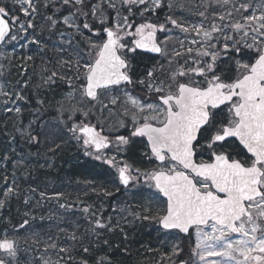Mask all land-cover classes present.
<instances>
[{
	"label": "snow or ice",
	"instance_id": "1",
	"mask_svg": "<svg viewBox=\"0 0 264 264\" xmlns=\"http://www.w3.org/2000/svg\"><path fill=\"white\" fill-rule=\"evenodd\" d=\"M14 2L24 20L16 14L17 9L6 7V0H0V44L16 41L20 33L27 34L33 27L32 16L37 10L33 0ZM222 2L228 4L230 0ZM103 3L115 10L110 26ZM162 4L163 0H120L118 8L113 0H101L89 7L92 17L99 21V27L93 29L87 22L89 12L84 11L85 0H62V7L71 6L68 15L62 18L63 24L77 32L89 30L100 38L87 40L88 52L83 62L80 58L64 62L74 64L76 79L81 81L78 88L81 96L99 102L101 90L111 92L134 82L145 86L143 99L121 89L125 105L122 116L131 124L127 136L115 135L110 139L102 126L98 128L83 122L73 123L69 131L82 141L86 150L94 149L98 153L95 159H105V163L116 169L120 184L128 186L143 178L145 184L166 198L163 208H158L155 215H144L143 219L155 220L167 231L188 234L194 230L192 252L198 261L193 260L191 264H264V10L259 15L254 10L243 17V23L230 26L231 31L239 35L238 39L226 35L215 22L209 28L203 23L186 26L167 16L166 23L182 33L194 32L199 39H192L191 44L198 47H185L180 41L183 51L172 53L169 65L176 63L177 67L168 72L166 79L158 80L163 66L158 69L154 65L146 70L144 78L134 81L132 59L138 50L167 55L157 41V32L167 33L171 29L145 16ZM123 7L127 8V15H122ZM134 7L139 11L134 13ZM249 7L240 5L245 11ZM73 8L75 11L71 10ZM257 8L264 9V0H260ZM77 13L85 18L82 27L77 22ZM199 15L204 16V13ZM137 16L143 22L137 23ZM226 16L230 17L231 13L221 14L219 20L224 21ZM47 19L53 27L58 23L51 16ZM221 37L222 47H217ZM170 38L166 35L164 43ZM30 42L39 43L35 38ZM177 57L187 58L179 63ZM222 58L228 60L227 66L219 65ZM56 75L53 72L48 82H54ZM67 82L72 83L70 79ZM74 92L67 98L71 99ZM0 95L11 100L13 94L4 91L0 84ZM15 99L25 101L27 98L17 93ZM119 100V96H113L109 102L115 106ZM75 110L81 111L85 118L89 115L82 109ZM6 111L11 112L13 108ZM14 111L19 114L21 108L15 107ZM118 126L127 127L124 120L118 121ZM133 138H146L147 151L143 155L154 159L156 167L142 172L127 161H117L115 156L104 158L105 149L114 144L119 154ZM87 154L93 155V152ZM15 194L13 187H7L0 208ZM62 195L55 194L57 198ZM83 211L87 213L89 209ZM145 211L151 213L152 210L146 208ZM135 215L139 218L138 213ZM28 223L24 220L20 227ZM96 224L106 226L99 220ZM71 238L75 240V234ZM47 247L55 249L57 244L53 241ZM18 248V238L9 237L5 230L0 239V253L8 259L0 258V264H16ZM60 251L68 249L60 248ZM83 251L87 253L89 249ZM173 253L178 254L176 246ZM213 257L218 259H209ZM104 259L101 258L99 264H104ZM44 264L49 262L45 260ZM80 264H88V261L81 259ZM181 264H189V261H181Z\"/></svg>",
	"mask_w": 264,
	"mask_h": 264
},
{
	"label": "trees",
	"instance_id": "2",
	"mask_svg": "<svg viewBox=\"0 0 264 264\" xmlns=\"http://www.w3.org/2000/svg\"><path fill=\"white\" fill-rule=\"evenodd\" d=\"M99 1L85 0L84 11L89 12L90 5ZM114 2L119 8L120 0ZM258 2L259 0H240L236 3L239 6L241 23L244 22L243 17L250 15ZM241 4H248L250 7L245 11L240 8ZM187 5L186 0H163L158 11L145 13V16L153 23H165L169 26L171 24L166 23L167 16L178 22L187 19ZM112 10L107 6L105 15H109ZM138 11V8H133L134 13ZM93 19L89 12L87 22L96 24L98 28L99 21ZM78 21L82 26L85 18L80 16ZM136 22L143 20L137 16ZM53 29L48 20L42 19L38 24V32L43 37H54ZM44 30L47 32L44 33ZM176 43L178 51H183L180 42ZM83 44L86 45L85 42ZM84 45L81 49H84ZM184 45L187 47L186 42ZM172 53L169 48L168 55L163 58L166 63H159L154 57L151 63L144 59L143 68L146 70L155 65L159 69L163 64V71L159 75L160 79H166L168 72L177 67L176 63L169 65ZM185 58L187 57H177L176 60L183 63ZM66 85L67 82H64L61 86ZM33 86V96L29 93L28 96V91L23 90L24 96L29 99L27 103L30 104V108L24 110L32 112L36 119L32 130H21L22 127L13 118L5 120L0 115V159L6 150L15 145L17 148L21 147L33 162H29L30 166L23 165L24 171L17 178L16 194L10 199L9 206L0 211V235H4L7 230L9 237L18 238L16 264H44L45 260L49 264H80L81 259L87 260L88 264H99L101 258H105L104 264H172L188 259L193 249L191 237L178 235L174 238L162 231L155 220L143 219L144 215H155L158 208L164 207V202H161V197H157L156 190L153 195L149 188L138 187L135 192L124 194L123 188L115 184V168L88 156V150L68 131L63 120L57 115L56 118L53 116L51 106L45 100L46 91L36 85V82ZM46 119L49 123L59 120V126L51 128L48 133V124L43 126ZM42 131L44 134L48 133L45 139L41 138ZM35 135L36 139L32 140ZM130 151L135 157H130V160L135 166L143 167L137 157L138 148ZM1 161V166L10 164ZM4 172L5 169L1 168V178ZM41 192L45 194L43 197ZM56 193L63 195L57 198ZM127 204L131 207L129 211ZM84 208L89 211L85 213ZM146 208H151V213L146 212ZM137 213L139 218L135 215ZM98 217L105 227L95 225ZM24 220L29 223L21 228ZM73 234L76 236L75 240L71 238ZM53 241L57 247H47ZM174 246L177 247L178 254L173 253ZM60 248L68 251L62 252ZM84 248L89 251L85 253Z\"/></svg>",
	"mask_w": 264,
	"mask_h": 264
},
{
	"label": "rangeland",
	"instance_id": "3",
	"mask_svg": "<svg viewBox=\"0 0 264 264\" xmlns=\"http://www.w3.org/2000/svg\"><path fill=\"white\" fill-rule=\"evenodd\" d=\"M50 1L51 0H46V6L47 4H50ZM60 2L62 3V0H60ZM100 2L101 0L97 3H100ZM102 7L104 11L105 8L107 7V3H103ZM63 12L64 10L59 15L54 16L52 18L58 19V18L63 17L64 15ZM201 12L204 13V11H201ZM226 13H229V11H226L223 14H226ZM256 13L257 15H259L260 11H257ZM36 14L37 12H35V14L32 16L33 27L28 30V33L27 34L20 33L18 35V39L16 41H12L8 43L7 47L3 49L2 51L3 55H1V57L6 58L8 61L3 62L1 65L2 74H1L0 84L4 86V91L12 93L13 95H12L11 100H9L8 97L6 96L0 95V115L3 116L5 120L13 118L14 122H16L18 126L22 127L21 130H24L25 128L30 130L32 127H35L36 119L32 117L33 114H30L29 112H26L24 110V107H23L24 101L16 100L15 94L17 93L22 94L21 93L22 87L25 85V83L29 79L33 78V76L36 75L42 79L45 86H48L49 88H51L50 93L48 95H45L48 105L51 106V108L55 109L57 112H59L61 115H63V117L66 120L74 121L77 124L82 123V122L83 123L84 122H95L96 123L95 118L97 114L98 116H100L98 119V122L100 124L106 125V128L108 131L111 129V127L120 129V127L118 126V121L125 120L126 122L127 120L126 118L122 116V111L125 105H124L123 91L121 89H124V88L118 89V91H115V92L114 90L111 92L105 91V90L102 91L99 95V102L90 101L91 102L90 103L88 102L87 98H83L81 96L78 90L79 83L81 81H77L76 79L74 64L64 63L65 61L74 62L77 58H80L81 62H83V59L86 58L87 56L88 51L81 54L79 50H75L74 48H71L72 35H74L73 33L72 35H70L68 33L62 32V33L56 34V36L53 37L54 39H52L51 45L54 44L56 47L55 49L54 48L51 49L52 51L49 54L51 56L49 61H41L38 63L37 66L29 64V59H27V57L32 56L34 52H37L38 55L42 57V59L44 58V55L47 54V52L48 53L50 52L48 51L49 50L48 42L43 41L42 40L43 38L35 30L34 19H35ZM97 16H99V13H97ZM231 16L230 17L226 16L225 20H228V18H231ZM110 17H112L114 20V17H115L114 9L112 13H109V15H107L108 21L111 20ZM61 22L63 23V19H61ZM200 23H203L205 28L210 27L209 22L206 20L205 14L204 16H199L191 20L189 24H200ZM65 27H67V25H65ZM166 28L171 29L170 32H167V33L163 32L162 43L164 42L166 35L171 37L167 41L166 44L164 43L166 46H169V47L175 46L177 45L176 42L183 41V42H187L189 46H193L194 48L198 47V45L191 44L192 39H199V37H197L194 32L191 34H185V33H182L179 29H176L172 25H169ZM224 29H225V34L230 35L231 29L229 28V26L224 27ZM71 30H75V29L71 28ZM175 34H178V35L175 36ZM33 38L38 40L39 43H31L30 41H32ZM248 39H249V42H251V37H248ZM226 64L227 62L225 63V65ZM53 72L57 73V75L53 77L54 82H48V77L51 76ZM7 74L9 77L7 79H4V76ZM61 77H65L66 79H61ZM67 79L71 80L72 82L71 85H69L68 83V85L64 87L56 86L58 83L67 82ZM161 80H163V78ZM74 88L76 89L75 92H74ZM124 90H127V89H124ZM73 92H74V95L72 96V98L71 99L67 98L68 94L73 93ZM132 94L139 96L134 93ZM113 96L120 97L119 102L115 106L110 104L109 102ZM6 101L7 103H5ZM105 105H107V107H104ZM15 107L21 108V112L19 114H17L14 111ZM7 108H13V111L11 112L6 111ZM75 109H82L83 111L88 112L89 114L88 117L85 118L81 111H77ZM113 113L114 115H112ZM101 114L104 115V118L101 117ZM106 121H109L111 125H109V123H107ZM42 135L43 136H41V138H44L45 136H47V133L44 134L42 131ZM14 151H15V148H12L11 152H14ZM146 151H147V147L144 144H141L139 146V150L137 151V156H140L144 160H146V165L144 166H147L148 168H150L155 165L156 167V164H152L151 160H149L145 155H143V153ZM113 152H114V149L111 151V153L107 152V153H104L103 155L104 157H109L110 155L113 154ZM114 156L116 157L117 161H121V160L127 161L126 158L121 159L119 155H114ZM16 158L18 159L15 161L13 167H11L10 169L6 168L5 172L3 173V178L0 177V200L5 199L3 195L5 189L9 187V185H11L10 187L13 186V184L16 182L15 180L20 176L19 173L23 172V165H26L24 163V160L20 159V158H25L24 153L20 152ZM2 160L6 164L10 162V160L6 158H2ZM148 168H146V170H149ZM9 173L11 176H13L12 181H9V176H7V174ZM6 177H7V181L5 180ZM145 185L150 187L147 184ZM136 187H137L136 183L133 184L132 186H129L128 188H126L127 189L126 193L127 194H129L128 192L132 193ZM127 207H129L128 204H127ZM130 208L131 207L128 208V211L130 210ZM2 209L3 208H0V211H2ZM128 211L125 213V216L127 215ZM99 221L101 222V220ZM206 230H210V229H206ZM191 235H192L191 239H193V243L195 247V231H193ZM209 259H218V258L213 257ZM193 260L198 261V257H196L194 253H193V258L191 262ZM198 264H202V262H198Z\"/></svg>",
	"mask_w": 264,
	"mask_h": 264
},
{
	"label": "flooded vegetation",
	"instance_id": "4",
	"mask_svg": "<svg viewBox=\"0 0 264 264\" xmlns=\"http://www.w3.org/2000/svg\"><path fill=\"white\" fill-rule=\"evenodd\" d=\"M5 6L6 7H10V8H15V9H17V11H16V14L20 17V19L21 20H23L24 19V17H23V14L21 13V12H19L18 11V5H15V2H14V0L12 1V0H6V3H5ZM68 8H70V7H68ZM123 14L125 15V7L123 8ZM7 44L8 43H6L4 46H2L1 48H0V53H2V51H3V49H5L6 47H7ZM147 53H144V52H142V51H138L137 52V54L135 55V57L132 59V64H133V67H136L138 70H139V68L143 65V63H144V57H146V58H148V59H150V60H152V58L149 56V55H146ZM32 58H33V54H32V56H31ZM31 60V59H30ZM8 60L6 59V58H2L1 57V55H0V79H1V74H2V69H1V65H2V63L3 62H7ZM103 128H104V125H101ZM100 126V127H101ZM129 129V128H128ZM128 129L125 131V128H124V130L123 131H116V132H108V131H104V134L105 135H108L109 137H110V139H114V137H115V135H125V136H127L128 135ZM134 139V138H133ZM141 140H143V138H140ZM113 149H116V146L115 145H113ZM123 154L125 155V150L123 151ZM139 159H141V157L140 156H137ZM21 160H24V161H30L31 160V158H29V157H25V158H20ZM10 177H11V181H12V178H13V176H11L10 175ZM143 179V178H142ZM11 186V185H10ZM8 205V204H7ZM6 205V206H7ZM5 206V207H6ZM0 239H2V238H0Z\"/></svg>",
	"mask_w": 264,
	"mask_h": 264
},
{
	"label": "water",
	"instance_id": "5",
	"mask_svg": "<svg viewBox=\"0 0 264 264\" xmlns=\"http://www.w3.org/2000/svg\"><path fill=\"white\" fill-rule=\"evenodd\" d=\"M1 45V44H0ZM145 51V50H144ZM147 52V51H146ZM149 53H151V52H149ZM152 54H154V55H158L159 53H152ZM165 198V197H164ZM166 199V198H165ZM189 234V233H188ZM188 234H184V235H188ZM177 264H181V262H179V263H177Z\"/></svg>",
	"mask_w": 264,
	"mask_h": 264
}]
</instances>
